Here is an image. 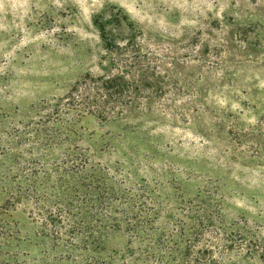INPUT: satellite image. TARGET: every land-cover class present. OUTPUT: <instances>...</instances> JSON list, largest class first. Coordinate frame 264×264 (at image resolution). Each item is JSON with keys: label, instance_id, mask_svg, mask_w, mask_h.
Segmentation results:
<instances>
[{"label": "rangeland", "instance_id": "rangeland-1", "mask_svg": "<svg viewBox=\"0 0 264 264\" xmlns=\"http://www.w3.org/2000/svg\"><path fill=\"white\" fill-rule=\"evenodd\" d=\"M120 67L125 109L67 110ZM238 243L264 244V0H0V264H258Z\"/></svg>", "mask_w": 264, "mask_h": 264}, {"label": "trees", "instance_id": "trees-1", "mask_svg": "<svg viewBox=\"0 0 264 264\" xmlns=\"http://www.w3.org/2000/svg\"><path fill=\"white\" fill-rule=\"evenodd\" d=\"M106 47H110V40L105 38ZM115 49H120L118 44H114ZM135 72L130 73L123 68H118L117 72L111 76H100L87 78L82 85H76L65 98L67 110L70 113H93L102 120H109L115 114V109H125L127 104L123 100L124 93L131 87L135 80ZM138 82L143 83L148 77L144 73H139ZM232 247V246H231ZM235 252L245 251L247 257L257 260L258 264H264V244L238 243L233 246ZM197 261L186 256L184 264H195Z\"/></svg>", "mask_w": 264, "mask_h": 264}]
</instances>
